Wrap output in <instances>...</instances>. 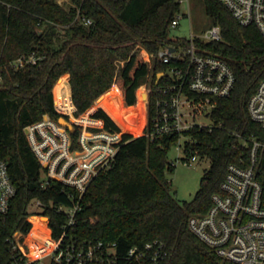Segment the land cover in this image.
<instances>
[{
	"label": "trees",
	"instance_id": "16d2710c",
	"mask_svg": "<svg viewBox=\"0 0 264 264\" xmlns=\"http://www.w3.org/2000/svg\"><path fill=\"white\" fill-rule=\"evenodd\" d=\"M202 1L212 27H221V39H197L200 53L225 60L237 81L229 98L216 101L210 114L213 125L188 133L194 141L191 147L210 160V167L193 199L182 202L172 193L167 176L175 168L168 155L179 136L165 135L151 141L145 135L122 133L127 128L126 117L131 115L137 126L142 121L136 104L137 91L144 83L150 87V117L155 114L161 96L158 88L167 81L158 83V74L177 64L163 62L159 51L166 46L188 49L191 45L188 38L171 35L172 22L181 10L180 0H69L68 4L59 0H0V159L7 161L16 186L1 235L3 264L14 261L7 239L16 231L27 234L32 228L28 216L34 200L44 205L42 214L49 217L55 237L66 229L75 241L116 243L122 259L112 264H124L132 246L153 240L161 241L168 252L160 264H227L190 230L189 221L209 211L229 165L248 164L249 143L255 137L264 138L261 124L248 110L250 98L264 80V37L255 25H242L221 0ZM78 9L91 24L77 18ZM143 51L153 56L151 66ZM32 53L41 57L37 63L21 69L11 66L18 57ZM65 74L70 75L71 89ZM64 76L68 81L57 100L54 87ZM138 99V108H143L145 92L140 91ZM56 101L73 112L76 107L75 116L89 121L92 106L100 105L92 117L104 122L102 130L111 135L122 133L116 154L83 195L58 180H47L48 170L25 133L27 126L45 115L57 121L69 119L58 111ZM83 128L75 124L70 132L73 149H83L79 141ZM94 138L97 136L83 134L85 143ZM257 177L264 191V153ZM78 204L75 223L69 226L70 215L55 208ZM40 223L35 222L36 226ZM27 240L26 236L24 242ZM41 252L36 248L34 255Z\"/></svg>",
	"mask_w": 264,
	"mask_h": 264
},
{
	"label": "built area",
	"instance_id": "2783aa9c",
	"mask_svg": "<svg viewBox=\"0 0 264 264\" xmlns=\"http://www.w3.org/2000/svg\"><path fill=\"white\" fill-rule=\"evenodd\" d=\"M242 25H255L264 37V0H221ZM181 12L172 22V28L180 25ZM77 18L86 24L92 20L77 10ZM197 39L205 42L221 39V27H211L203 36L191 34V45L188 49L166 46L159 51V58L176 65L163 72L162 79L167 81L158 88L161 95L156 102L155 114L150 117V91H146V102L143 111V124L140 135L151 141L165 135H178L175 146L183 150L182 161L197 162L202 158L199 150H194L192 137L188 134L193 128L211 127L198 120L201 115L210 116L218 99L229 98L236 86V74L222 58L202 54L196 43ZM174 48L175 51H171ZM41 57L35 53L24 54L11 62L15 69L37 63ZM3 82L0 67V84ZM252 119L261 124L264 130V80L248 103ZM211 118V117H210ZM27 139L41 165L46 168L47 180L50 178L64 185L76 188L81 195L89 183L105 168L116 154L118 148L105 147L108 156L97 157L95 151L99 145L88 148L80 140L83 149L72 148L70 131L59 121L49 115L25 128ZM139 135V136H140ZM106 145V143H103ZM248 144V143H246ZM250 162L248 164L229 165L221 191L212 197V206L204 215L190 218V230L206 244L216 250L227 264H264V191L257 177V167L264 153V138L255 137L250 143ZM189 146V148H187ZM117 148V150H116ZM175 163V161H174ZM16 186L13 183L7 161L0 159V242L4 223L10 212ZM79 204L74 207L57 206L59 212L70 215L68 225L75 223V213ZM44 205L34 200L29 206L31 230L26 234L16 231L7 241L12 246L14 261L12 264H112L120 256L116 243L79 242L63 230L57 238L49 225V217L42 214ZM46 218L44 229L45 248L36 256L33 246L39 245L32 240L33 219ZM42 222V221H41ZM28 237L27 242L24 238ZM52 241V243H50ZM168 254L165 245L159 240L149 241L144 245L132 246L124 256V264H160ZM0 264L2 260L0 258Z\"/></svg>",
	"mask_w": 264,
	"mask_h": 264
},
{
	"label": "rangeland",
	"instance_id": "374dc122",
	"mask_svg": "<svg viewBox=\"0 0 264 264\" xmlns=\"http://www.w3.org/2000/svg\"><path fill=\"white\" fill-rule=\"evenodd\" d=\"M60 3L63 4H68L69 0H59ZM181 3V20H180V25L177 28H174L172 30V37H179V38H188L190 39L191 34H195L196 36H203L211 27H212V19L207 15L205 5L202 0H180ZM145 60L150 64H152L153 56L148 53L147 51H143ZM162 73V72H161ZM161 73L158 74L162 77ZM163 78V77H162ZM60 80L56 83L54 87V95L56 96V99L58 100L59 98V91L60 87L57 86ZM158 81V79H157ZM115 87H112L111 90H113ZM140 91L145 92L150 91V87L147 83L142 84V86L138 89L137 91V113L139 115H143L144 107L143 108H138L139 105V99H138V94ZM105 95V94H104ZM128 107H126L127 109ZM129 109V108H128ZM136 109V108H135ZM59 112L64 113L69 116V119L72 123L82 125L83 131L80 134V139L79 141H83V134L87 133L90 134L89 127L92 128H98L100 131L97 132H92V133H101L105 132L102 130V126H98V123H92L93 121L91 120V112H89V119L83 117L80 115L79 117L75 116V111L71 114L70 111L69 113H66L64 111H61L58 109ZM124 123L127 128L123 129L122 133H129L133 134L134 136H139L141 134L140 129L143 124V118L140 124L135 125L133 123L131 115L125 118ZM199 121H202L203 123L207 125H213V121L208 115H201L198 117ZM87 128V129H86ZM122 133L111 135L113 136V139H110L109 136L105 135L102 136L103 134H100L97 136V138H94V140H91L92 146L94 144L97 146L99 145V149L95 151L97 157L100 155H105L107 157L108 155V150L105 147H109L113 145L112 147H115L117 143L120 142L122 139ZM91 135V134H90ZM103 143H106L104 145ZM85 146L90 148L88 146V143H85ZM110 144V146H109ZM117 150V148H116ZM185 153L183 150L177 149V146H174L170 152H169V160L170 161H175V168L172 172L168 173V179L171 181V191L172 193L180 200V201H190L193 199L195 196L196 192L198 191L200 187V182L203 174L207 169L210 167V160L209 159H200L197 162L193 163H187L185 161H182L181 158L184 156ZM34 224L35 222L42 221L40 224L34 225V229L36 228L37 231L34 233V229L32 231V240L35 241L39 246L35 247L33 246L32 251L33 254L36 251V248H39L43 250L46 246L45 240L44 239V234H46L47 229H44L45 221L46 218L42 219H33ZM44 263L48 264L49 260L44 259Z\"/></svg>",
	"mask_w": 264,
	"mask_h": 264
},
{
	"label": "crops",
	"instance_id": "0c3cea01",
	"mask_svg": "<svg viewBox=\"0 0 264 264\" xmlns=\"http://www.w3.org/2000/svg\"><path fill=\"white\" fill-rule=\"evenodd\" d=\"M65 75H68L69 76V85H70V89H71V84H70V75L69 74H65ZM68 76H64L63 78H62V80H63V82L59 85H57V86H59L60 88H62L63 87V85L68 81L67 80V78H68ZM61 80V79H60ZM111 91V89L108 91V92H106L105 93V95L106 94H108L109 92ZM71 96H72V91H71ZM103 96V95H102ZM98 101V100H97ZM97 101H96V103H97ZM56 106H57V108L59 109V110H61V111H64V112H66V113H69V111H70V113L72 114L73 113V110L71 109V108H64V107H60V105L57 103V101H56ZM75 106V105H74ZM93 107V110L91 111V120L93 121L92 123H98V126H102V128H103V126H104V122L102 121V120H100V119H95V118H93L92 117V115L98 110V108H100V107H102V106H100V105H97V104H95L94 106H92ZM74 111H76V107H75V110ZM87 129V128H86ZM91 135H93V136H99L100 134H103V135H109V136H111V134H109L108 132H101V133H92V132H89Z\"/></svg>",
	"mask_w": 264,
	"mask_h": 264
},
{
	"label": "water",
	"instance_id": "95a60500",
	"mask_svg": "<svg viewBox=\"0 0 264 264\" xmlns=\"http://www.w3.org/2000/svg\"><path fill=\"white\" fill-rule=\"evenodd\" d=\"M171 51H175V49L172 48ZM161 75H162V77H163V76H164V73L162 72ZM162 77L159 75V77H158V81H157L158 83L160 82V80L162 79ZM59 123H60L62 126L66 127L70 132H72V131L75 130V124L72 123L70 120H68V119L65 118V117H61V118L59 119Z\"/></svg>",
	"mask_w": 264,
	"mask_h": 264
},
{
	"label": "bare ground",
	"instance_id": "6f19581e",
	"mask_svg": "<svg viewBox=\"0 0 264 264\" xmlns=\"http://www.w3.org/2000/svg\"><path fill=\"white\" fill-rule=\"evenodd\" d=\"M52 242V241H51Z\"/></svg>",
	"mask_w": 264,
	"mask_h": 264
}]
</instances>
